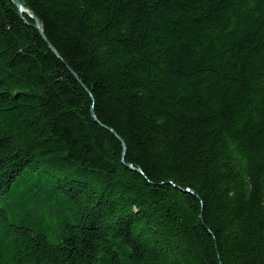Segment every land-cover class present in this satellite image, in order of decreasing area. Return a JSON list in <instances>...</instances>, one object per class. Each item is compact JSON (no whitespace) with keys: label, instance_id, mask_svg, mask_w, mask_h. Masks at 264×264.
Here are the masks:
<instances>
[{"label":"trees","instance_id":"trees-1","mask_svg":"<svg viewBox=\"0 0 264 264\" xmlns=\"http://www.w3.org/2000/svg\"><path fill=\"white\" fill-rule=\"evenodd\" d=\"M22 2L0 264H264V0Z\"/></svg>","mask_w":264,"mask_h":264},{"label":"rangeland","instance_id":"rangeland-1","mask_svg":"<svg viewBox=\"0 0 264 264\" xmlns=\"http://www.w3.org/2000/svg\"><path fill=\"white\" fill-rule=\"evenodd\" d=\"M9 1H12L15 5H16V2L14 1V0H9ZM20 1V6H18L17 8L19 9V13H22L21 12V10H24L25 11V13H26V15L27 16H30L31 18H36V16H34V15H32V12H31V10L28 8V7H26V5L22 2V0H19ZM17 6V5H16ZM20 15H22V14H20ZM36 20V19H35ZM38 26V24L36 25V27ZM95 115V114H94ZM118 138H119V140L121 141V140H123L122 138H120L118 135H116ZM123 142V141H122ZM123 144H125V142H123ZM127 165H130V164H127Z\"/></svg>","mask_w":264,"mask_h":264},{"label":"water","instance_id":"water-1","mask_svg":"<svg viewBox=\"0 0 264 264\" xmlns=\"http://www.w3.org/2000/svg\"><path fill=\"white\" fill-rule=\"evenodd\" d=\"M15 2H16V5L17 6H20V1L19 0H14ZM36 19V21H37V24H38V26H37V28L39 29V31L42 33V35L44 36V29H43V26H42V24L40 23V21L38 20V18L36 17L35 18ZM49 47H50V49L54 52V53H56V50L54 49V47L51 45V44H49ZM125 146V145H124ZM125 152H126V148H125ZM125 152H124V154H125ZM132 170H138L139 172H142V170L141 169H137V168H135V167H133L132 165H128Z\"/></svg>","mask_w":264,"mask_h":264},{"label":"bare ground","instance_id":"bare-ground-1","mask_svg":"<svg viewBox=\"0 0 264 264\" xmlns=\"http://www.w3.org/2000/svg\"><path fill=\"white\" fill-rule=\"evenodd\" d=\"M18 7V6H17ZM21 12L22 13H20V14H22V15H25L26 13H25V11L24 10H21ZM95 117V119L97 120V118H96V116H94ZM112 133H114L115 135H117L116 134V131L114 130V129H112V128H108ZM123 140H121V142H122ZM123 143V142H122ZM123 145H125V144H123ZM125 148H126V146H124V150H125Z\"/></svg>","mask_w":264,"mask_h":264}]
</instances>
